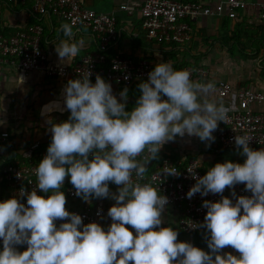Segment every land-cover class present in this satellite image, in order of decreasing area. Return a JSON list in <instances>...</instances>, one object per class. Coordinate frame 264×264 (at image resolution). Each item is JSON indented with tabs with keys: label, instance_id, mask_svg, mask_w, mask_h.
I'll return each instance as SVG.
<instances>
[{
	"label": "clouds",
	"instance_id": "1",
	"mask_svg": "<svg viewBox=\"0 0 264 264\" xmlns=\"http://www.w3.org/2000/svg\"><path fill=\"white\" fill-rule=\"evenodd\" d=\"M74 24L60 25L67 39L55 51L63 64H70L84 45L83 39H72ZM190 77V70L174 69L169 61L156 64L137 85L140 94L130 111L127 88L118 100L99 75L95 83L89 75L69 80L63 105L70 115L59 123L47 119L51 141L34 169L35 189L21 190L26 204L16 197L0 201V264H264V148L250 147L247 135L234 137L243 163L218 162L198 178L187 169L196 180L187 198L221 194L216 202L202 203L207 211L199 227L207 230L209 251L179 242L172 227H160L168 198L151 183L133 180V175L144 177L147 163L158 159L167 142L185 134L214 142L218 123L228 119L229 108L209 98L214 82ZM17 81L22 85L24 76L17 75ZM53 110L63 109L53 102L41 114ZM4 123L0 119V126ZM142 153L146 155L138 160ZM161 174L166 178L179 172L164 166ZM66 176L75 195L86 202L90 197L115 201L107 211V229L96 222L84 224L79 214L66 210L61 190ZM109 182L120 186L116 193ZM238 184L251 195H222ZM20 245L26 250L18 251ZM226 246L239 255L222 251Z\"/></svg>",
	"mask_w": 264,
	"mask_h": 264
},
{
	"label": "crops",
	"instance_id": "2",
	"mask_svg": "<svg viewBox=\"0 0 264 264\" xmlns=\"http://www.w3.org/2000/svg\"><path fill=\"white\" fill-rule=\"evenodd\" d=\"M145 0H82L84 6L97 12L113 13L117 18L119 40L110 47L107 52L109 57L116 54L133 61L148 60L153 64L169 61L174 69L187 66H201L208 71V78L217 83L228 84L232 89L249 88L264 94V22L257 16L256 8L250 6L244 12H239L235 19L227 14V8L223 7V15L220 17H200L189 23L190 38L183 44L156 43L149 40L142 28L139 14L140 5ZM184 2H200L206 7H216L226 0H179ZM264 0H247L249 5H257ZM128 9V10H127ZM65 23L52 10L45 15H38L32 11V0L17 5L0 4V30L5 34L23 29L31 25H41L43 36L41 46L47 54L49 64L56 66H69L79 61L84 55L97 50L98 42L95 36L87 28H73V41L83 39L84 45L77 57L70 64H63L58 59L55 46L63 39H67L60 31V25ZM24 76V82L19 85L17 75ZM68 81L45 76L42 73L31 72L24 74L16 65L0 63V119L5 121L0 126V134L7 132L12 145H8L0 139V155L5 157V162L10 163L13 157H18L32 143H40V151L36 154L35 161L38 164L46 155L47 147L51 141L50 124L47 119L59 123L68 119L70 111L63 105V89ZM95 83V81H91ZM107 82V81H106ZM112 86L113 94L117 95L124 88L128 89L126 110L130 111L136 104L140 94L137 85ZM232 96H230L231 98ZM210 99L221 102L214 93ZM53 102L59 103L62 111L53 110L42 115V108ZM256 113L264 114V103L252 105ZM215 136V134L213 133ZM264 148V146L262 147ZM168 157L182 163L188 160H197L203 171L230 160L243 163L244 157L240 156L236 149L222 148L215 136L214 142L201 141L196 136L177 137L162 146L158 153V159L151 160L147 172L155 170L162 158ZM244 186L243 184H238ZM72 185L66 176L61 190L66 197L65 208L69 212L75 208L94 209L96 207H111L115 201L108 198H89L86 202L81 197L72 199L68 197L67 190ZM117 187L109 185L111 192L116 193ZM227 188L225 196L231 197L233 188ZM236 193V192H235ZM40 195L47 194L40 192ZM237 196L239 195L236 193ZM11 198L6 183L2 180L0 172V201ZM163 223L160 227H172L178 232L179 242H189L193 246L209 251L207 248V230L187 235L178 228L179 210L173 207H165L162 213ZM65 221H57L59 224ZM107 229L111 224L110 217H103L95 221ZM130 231L134 229L127 226ZM23 250H26L23 249ZM22 250V251H23ZM222 251L239 255L230 246Z\"/></svg>",
	"mask_w": 264,
	"mask_h": 264
},
{
	"label": "built area",
	"instance_id": "3",
	"mask_svg": "<svg viewBox=\"0 0 264 264\" xmlns=\"http://www.w3.org/2000/svg\"><path fill=\"white\" fill-rule=\"evenodd\" d=\"M27 1L0 0V4L17 5ZM250 6L256 8L258 19L264 22V1L257 5H249L247 0H226L220 3L216 9H213L200 2L145 0L140 5L139 14L142 28L149 40L160 44H183L190 38V22L205 16L220 17L223 15V7L227 8V15L235 19L239 12H244ZM49 10H52L65 23L75 21L73 28L84 27L89 29L97 39V50L84 55L79 61H75L69 66L49 64L47 54L41 46L43 27L37 24L8 34L0 30V63L16 65L24 74L38 72L62 81L78 79L87 75H89L90 81H95L96 76L99 75L105 81L115 85L131 86L136 82L148 79V73L153 69V64L150 61L136 62L118 54L112 57L107 55L110 47L119 40L117 18L113 13L97 12L84 6L82 0H32L34 13L42 16ZM181 69L190 70L192 80L202 83L211 81L208 78L207 69L201 66H187ZM214 84V93L229 108L228 119L225 122H219L217 129L213 132L218 144L225 149H236L234 137L247 135L251 140L249 142L250 147L255 150L262 148L264 146V114L256 113L252 105L264 103V94L249 88L232 89L230 85L224 83L214 82ZM230 96L232 97L230 98ZM0 139L4 143L12 145L7 132L1 133ZM39 149L40 143L34 142L10 163H6L4 157L0 155L2 180L6 183L11 198L16 197L21 203L26 204V195L20 196L21 190L27 194L35 189L34 169L38 165L35 158ZM145 155L146 153H142L137 159L140 160ZM164 166L176 167L179 175L165 178L161 174L160 177V169ZM189 168L193 169L197 178L202 177L207 172L200 168L197 160H188L182 163L164 157L155 170L146 171L142 179L137 180L133 175L134 181L151 183L161 195L166 196L168 204L165 207H173L179 210L178 228L187 235L204 229L199 227L203 223L207 211L202 207L203 201L216 202L221 198V194L212 193L203 197L196 193L191 198H187L186 193L196 183L193 174L187 170ZM111 184L109 182V185ZM233 190L239 195H251L249 191H245L244 186L235 185ZM226 192L227 188L222 195L225 196ZM37 194L40 195L39 190H37ZM67 195L72 199L78 198L73 186L67 190ZM109 208H75L70 212L79 214L82 217V222L87 224L106 217ZM26 247V245H20L17 246V249L22 251Z\"/></svg>",
	"mask_w": 264,
	"mask_h": 264
},
{
	"label": "trees",
	"instance_id": "4",
	"mask_svg": "<svg viewBox=\"0 0 264 264\" xmlns=\"http://www.w3.org/2000/svg\"><path fill=\"white\" fill-rule=\"evenodd\" d=\"M142 82V81H141ZM137 83V82H136ZM40 151V149L38 150V152ZM15 157H13L12 159H14ZM4 159H5V157H4Z\"/></svg>",
	"mask_w": 264,
	"mask_h": 264
}]
</instances>
